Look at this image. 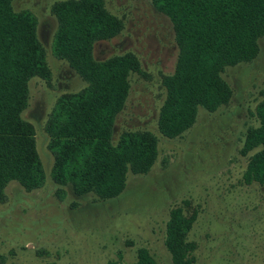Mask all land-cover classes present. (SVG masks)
I'll use <instances>...</instances> for the list:
<instances>
[{"label": "rangeland", "instance_id": "rangeland-1", "mask_svg": "<svg viewBox=\"0 0 264 264\" xmlns=\"http://www.w3.org/2000/svg\"><path fill=\"white\" fill-rule=\"evenodd\" d=\"M66 0H15V12L29 11L37 21V38L51 76L33 78L22 119L35 131L44 170L43 186L26 192L16 182L0 204V264H132L141 249L156 264H172L164 246L171 210L194 216L187 240L193 264H264V186L246 185L242 175L253 153L242 149L255 128V108L264 92V38L248 63L222 73L230 86L229 103L215 112L201 108L191 129L167 139L157 128L165 99L162 78L174 72L178 48L170 20L152 0H103L121 20L113 39L94 44L93 57L103 61L126 53L139 60L142 74H131L123 110L117 115L112 142L128 131H148L158 142V156L146 175L128 174L116 199L76 197L69 186L53 183V157L45 132L57 100L80 91L85 83L53 55L57 21L53 4Z\"/></svg>", "mask_w": 264, "mask_h": 264}, {"label": "trees", "instance_id": "trees-1", "mask_svg": "<svg viewBox=\"0 0 264 264\" xmlns=\"http://www.w3.org/2000/svg\"><path fill=\"white\" fill-rule=\"evenodd\" d=\"M15 0H0V204L5 189L16 182L26 192L40 189L44 170L36 149L33 126L22 119L29 100V82L51 76L37 38V21L29 11L15 12ZM171 22L178 56L174 72L162 78L165 99L157 128L167 139L180 137L194 125L199 108L215 112L232 97L223 80L226 68L252 61L264 38V0H152ZM57 21L53 55L68 64L85 83L64 94L51 112L45 132L53 157L51 179L69 186L76 197L116 199L128 174L146 175L158 156L156 137L148 131H128L112 142L117 115L123 110L131 74H142L132 53L103 61L93 57L94 44L115 38L121 20L103 0H66L53 4ZM255 108L257 127L246 133L242 152L253 153L242 175L246 185L264 186V92ZM194 216L171 210L164 246L172 264H193L187 236ZM108 264H124L110 262ZM132 264H156L141 249Z\"/></svg>", "mask_w": 264, "mask_h": 264}]
</instances>
